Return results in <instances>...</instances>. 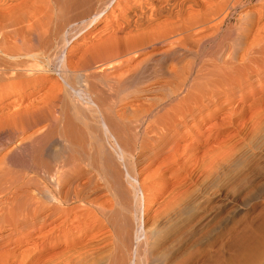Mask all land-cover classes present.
<instances>
[{
	"label": "bare ground",
	"instance_id": "bare-ground-1",
	"mask_svg": "<svg viewBox=\"0 0 264 264\" xmlns=\"http://www.w3.org/2000/svg\"><path fill=\"white\" fill-rule=\"evenodd\" d=\"M251 2L0 0V264H264V202L230 233L224 201L264 25L196 58Z\"/></svg>",
	"mask_w": 264,
	"mask_h": 264
},
{
	"label": "rangeland",
	"instance_id": "rangeland-1",
	"mask_svg": "<svg viewBox=\"0 0 264 264\" xmlns=\"http://www.w3.org/2000/svg\"><path fill=\"white\" fill-rule=\"evenodd\" d=\"M261 3L264 5V0H252L249 5L242 7L243 9L239 8V10H234L231 16L229 15V18H227V20L225 21L221 32L217 33L216 35H212L210 33L211 30H206L207 32L204 31L205 33L202 32L203 34H201L203 38L205 36L206 39L203 40L196 49L197 60L200 62V60H203L205 56L209 54V52L215 50L219 46V44L224 43L223 45H225L232 39L235 33L234 31L236 30L235 28H238L237 26H239V15L242 14L246 16L247 19L248 17L251 18L252 20H249L251 22L253 21V29L263 26L264 18H262L261 20H257L255 16L259 12V9L262 10L264 8L263 5L261 6ZM227 28H230V30H227ZM208 33H210L208 36L210 38L206 36L208 35ZM15 98V96L11 95L10 98H8V100H6L5 102H14ZM244 103L245 105H248V108H245V111L238 115L236 126L229 127L226 133L228 136L225 142V153L227 155L228 165L225 180L227 195L224 201L226 211H228V213H226L228 215L227 228L231 229L228 230V232L230 233L234 226L246 220L248 217L254 216V213L256 212L255 210L253 211L254 204L257 205L255 207H257L258 209L261 208L260 206L264 202V98L262 101L258 102L259 104L255 103L253 105H250V100L242 102V104ZM213 133L215 136L214 139L218 141L219 135L217 130H213ZM220 151L221 150L219 149H215V151L213 152L212 158L214 160L215 169H217L216 165L218 164H216V162L219 161ZM219 190L221 189H219L218 184L214 188V207H218L223 198L222 193ZM262 206L264 207V203ZM216 207L213 211L214 219H216V217L219 215V209ZM262 214L264 215V213ZM105 247H107L108 249L110 248V246ZM61 258L62 257H59V260L54 259V264H58L59 262V264H64L65 258ZM53 262L49 261L44 264H53Z\"/></svg>",
	"mask_w": 264,
	"mask_h": 264
}]
</instances>
